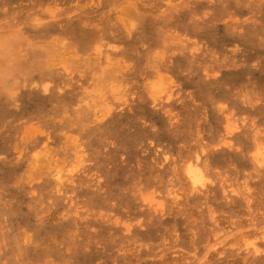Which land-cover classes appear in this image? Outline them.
Segmentation results:
<instances>
[{
	"label": "rangeland",
	"instance_id": "374dc122",
	"mask_svg": "<svg viewBox=\"0 0 264 264\" xmlns=\"http://www.w3.org/2000/svg\"><path fill=\"white\" fill-rule=\"evenodd\" d=\"M0 264H264V0H0Z\"/></svg>",
	"mask_w": 264,
	"mask_h": 264
},
{
	"label": "bare ground",
	"instance_id": "6f19581e",
	"mask_svg": "<svg viewBox=\"0 0 264 264\" xmlns=\"http://www.w3.org/2000/svg\"><path fill=\"white\" fill-rule=\"evenodd\" d=\"M188 173H189L190 177L192 178L193 182L194 183L197 182V176L195 174H193L192 171H189Z\"/></svg>",
	"mask_w": 264,
	"mask_h": 264
}]
</instances>
